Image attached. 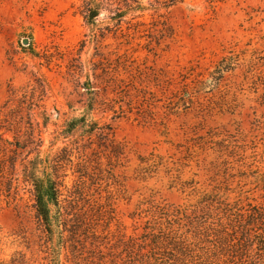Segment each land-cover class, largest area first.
Returning <instances> with one entry per match:
<instances>
[{"label": "rangeland", "instance_id": "374dc122", "mask_svg": "<svg viewBox=\"0 0 264 264\" xmlns=\"http://www.w3.org/2000/svg\"><path fill=\"white\" fill-rule=\"evenodd\" d=\"M33 163L59 187L52 233ZM253 208L264 0H0V264H48L53 243L73 264L96 240L218 230Z\"/></svg>", "mask_w": 264, "mask_h": 264}, {"label": "trees", "instance_id": "16d2710c", "mask_svg": "<svg viewBox=\"0 0 264 264\" xmlns=\"http://www.w3.org/2000/svg\"><path fill=\"white\" fill-rule=\"evenodd\" d=\"M98 10L89 7L84 12L88 24H95ZM229 70L223 58L212 74L217 77ZM28 177L34 190L36 215L52 233V212L60 204L58 184L51 174L39 171L36 163ZM236 216L227 217V223L219 224L218 230L190 232L172 225H146L139 234L118 235L111 245L107 239L93 241L94 248L86 255L76 254L73 264H264V210L253 208ZM60 248V243L52 244L48 264H60Z\"/></svg>", "mask_w": 264, "mask_h": 264}, {"label": "water", "instance_id": "95a60500", "mask_svg": "<svg viewBox=\"0 0 264 264\" xmlns=\"http://www.w3.org/2000/svg\"><path fill=\"white\" fill-rule=\"evenodd\" d=\"M27 41H28L27 39H24L23 43H27Z\"/></svg>", "mask_w": 264, "mask_h": 264}]
</instances>
